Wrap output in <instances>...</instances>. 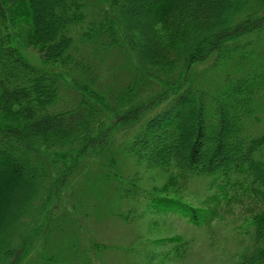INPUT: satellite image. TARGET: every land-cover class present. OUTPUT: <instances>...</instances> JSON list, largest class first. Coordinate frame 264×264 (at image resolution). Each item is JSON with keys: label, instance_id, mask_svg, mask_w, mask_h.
Instances as JSON below:
<instances>
[{"label": "trees", "instance_id": "16d2710c", "mask_svg": "<svg viewBox=\"0 0 264 264\" xmlns=\"http://www.w3.org/2000/svg\"><path fill=\"white\" fill-rule=\"evenodd\" d=\"M61 193L76 215L27 243ZM102 216L140 228L105 246ZM79 217L130 264H264V0H0V264H47Z\"/></svg>", "mask_w": 264, "mask_h": 264}, {"label": "rangeland", "instance_id": "374dc122", "mask_svg": "<svg viewBox=\"0 0 264 264\" xmlns=\"http://www.w3.org/2000/svg\"><path fill=\"white\" fill-rule=\"evenodd\" d=\"M28 52L32 54L34 53L33 55L39 56V54L32 48H29ZM63 194L64 193H61V195L59 196L58 201L55 204L56 207L53 206L54 204L49 205L44 214L40 215L38 221L32 226L28 233V236L30 237L27 243L29 242L31 244V242L37 243L38 241H40V232L45 227V221H47L45 217L50 212H53L54 214L56 212L57 207L59 208L58 211H60V213L55 218L53 217V215L51 216L53 217V220H49V229L52 225L57 226L63 220L62 215L64 214L61 215V210H63V213L69 212V214L74 213L76 215L75 211L68 204H65V206L61 208L62 203L64 202V200L62 201V198H64ZM190 202L193 205H197L196 200H190ZM246 205L247 203L245 201H243L241 204H232L225 207H223V205L221 204V207L216 209V213H213L214 216L219 217L213 220L212 226L217 223L218 225L216 226V228L218 229L221 227L219 234H227V232L224 230L229 229L231 234H238L243 237H246L250 217L248 213H245L243 211ZM77 219L78 224L81 225L82 220L80 219V217ZM101 220L104 221H102L101 223V233L97 235V238L100 241H103L105 243V246H109V244H112L119 247H126L125 242H120L116 232L120 231L121 229H124L126 230V233L127 231L128 233H133L136 232L138 228H140L139 225H136L134 227L123 228L120 225L121 223H117L115 219H112L113 225H111L107 216H102ZM176 221L177 220L173 217V222L175 223ZM229 222H231V224ZM177 225L182 226L183 223L175 224L173 226L176 227ZM231 225L233 226L232 229ZM70 227L71 222L65 221V223L58 226V228H60L59 230H54L50 235L46 237L47 249L45 251V258H49L47 264H100L97 261L96 256L99 257L102 264H104V261L106 264H130L127 260L126 255L124 254L107 250L101 252L99 255H96V251H88V245L90 240L88 234L84 231L83 225H81L80 232H77V230L73 228V232H70ZM161 233H163L164 235L167 234L166 236H170L173 234V232H171V229H165ZM163 234H161V236ZM220 236L221 235H218L219 238ZM157 237H159V235L154 236V238ZM223 241V243L227 245L234 244V241L232 239H227ZM197 244L194 246V252L196 254V258L199 259L200 257H198V255H201L200 252L203 251L206 247L201 242ZM133 250L138 255L142 254L140 246L134 247ZM202 255L203 262H205L204 264H217L218 261L213 260V258H215V255H212V252L206 250L202 253Z\"/></svg>", "mask_w": 264, "mask_h": 264}, {"label": "bare ground", "instance_id": "6f19581e", "mask_svg": "<svg viewBox=\"0 0 264 264\" xmlns=\"http://www.w3.org/2000/svg\"><path fill=\"white\" fill-rule=\"evenodd\" d=\"M25 198V197H24Z\"/></svg>", "mask_w": 264, "mask_h": 264}]
</instances>
